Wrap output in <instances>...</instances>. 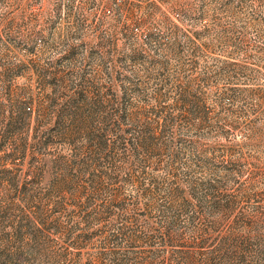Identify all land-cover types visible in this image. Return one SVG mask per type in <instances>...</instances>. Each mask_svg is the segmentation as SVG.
I'll return each instance as SVG.
<instances>
[{
    "label": "rangeland",
    "instance_id": "374dc122",
    "mask_svg": "<svg viewBox=\"0 0 264 264\" xmlns=\"http://www.w3.org/2000/svg\"><path fill=\"white\" fill-rule=\"evenodd\" d=\"M0 264H264V0H0Z\"/></svg>",
    "mask_w": 264,
    "mask_h": 264
},
{
    "label": "trees",
    "instance_id": "16d2710c",
    "mask_svg": "<svg viewBox=\"0 0 264 264\" xmlns=\"http://www.w3.org/2000/svg\"><path fill=\"white\" fill-rule=\"evenodd\" d=\"M54 73V72H51ZM74 104L70 106H76L77 102H72ZM68 114L62 111L60 115L55 117L54 122H52L46 130H35V139L31 146L37 148L38 152L51 148L55 144L65 145L69 148L75 143L79 135L84 136L87 146H88V157L93 158V154L100 148H104L108 144L109 135L108 131L105 129H95V120L91 117H78V116H67ZM39 128V127H37ZM122 140H126L124 136H120ZM126 143V141H125ZM28 140H25L23 144V149L28 148ZM94 147V150L92 151ZM97 153V152H96ZM82 153H73L70 155H60L53 160V167L59 168L61 170V176L66 181L69 177L73 175V178L80 179L83 175V171L87 164L86 158H79ZM73 180V179H72Z\"/></svg>",
    "mask_w": 264,
    "mask_h": 264
}]
</instances>
